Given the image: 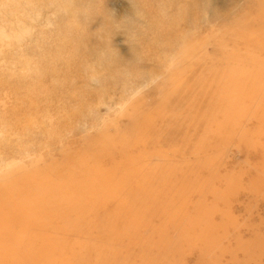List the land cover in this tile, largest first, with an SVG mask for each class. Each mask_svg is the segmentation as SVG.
Segmentation results:
<instances>
[{"label": "rangeland", "instance_id": "obj_1", "mask_svg": "<svg viewBox=\"0 0 264 264\" xmlns=\"http://www.w3.org/2000/svg\"><path fill=\"white\" fill-rule=\"evenodd\" d=\"M0 264H264V0H0Z\"/></svg>", "mask_w": 264, "mask_h": 264}, {"label": "bare ground", "instance_id": "obj_2", "mask_svg": "<svg viewBox=\"0 0 264 264\" xmlns=\"http://www.w3.org/2000/svg\"><path fill=\"white\" fill-rule=\"evenodd\" d=\"M2 189H5L4 187Z\"/></svg>", "mask_w": 264, "mask_h": 264}]
</instances>
